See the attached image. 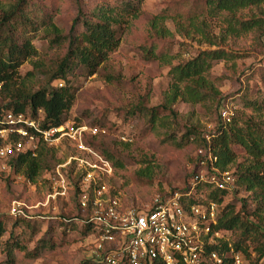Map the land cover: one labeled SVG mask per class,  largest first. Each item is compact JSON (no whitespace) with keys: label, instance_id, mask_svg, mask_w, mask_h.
<instances>
[{"label":"rangeland","instance_id":"1","mask_svg":"<svg viewBox=\"0 0 264 264\" xmlns=\"http://www.w3.org/2000/svg\"><path fill=\"white\" fill-rule=\"evenodd\" d=\"M80 1L84 10H89L96 4L115 0ZM32 3L39 10L50 12L64 34L69 32L77 12L74 0H32ZM158 12L204 13V0H143L140 14L118 34V48L96 73L85 75L77 67L69 76L75 99L63 121L100 128L94 137L88 135L86 142H93L98 149L109 152L123 163L122 168H115L110 180L112 191L126 206L139 208L145 207L155 194L164 195L186 185L198 159L203 156L199 153L203 145L201 138L214 132L220 118L223 120L221 108L226 109L230 117L244 119L255 114L249 103L264 99V32L252 30L221 42L220 47L233 57L227 62H215L210 70L220 91L217 99L195 105L178 100L171 110L161 109L159 104L169 83V65L148 60L144 57V50L155 47L157 52L173 55L171 64H175L209 46L175 32L170 37L156 36L150 31L149 22ZM252 12L260 13L254 9L244 16ZM204 19L218 33L221 23L213 18ZM166 25L174 30L171 19ZM32 43L38 51L33 59L40 60L44 68L53 67L67 48L66 41L59 46H50L39 36ZM30 68L31 64L26 61L19 71L24 74ZM42 78L43 74L38 73L34 82L39 84ZM151 112H154L153 116ZM233 147L237 161L242 160L243 149ZM56 149L58 164H64L71 153L70 147L63 141ZM56 166L45 170L36 183H30L14 172L8 162L0 160V220L5 226L0 237V264H82L85 259H90L92 244L87 239V228L80 222L82 211L78 206L77 192L73 194L75 186L70 187L66 198L57 196L42 205L48 193L53 191L52 181L47 179L45 172L49 171L53 176ZM230 168L231 172L235 165ZM139 170L147 175L138 174ZM62 172L70 184L74 183L76 179L68 166L62 168ZM246 195L247 192L239 190L226 196L223 203L232 202L238 208ZM14 199L31 206L27 210L32 218L25 219L29 221V228L20 221L22 218L10 214ZM252 206L253 203L247 200V208ZM33 229L37 233L28 240ZM17 234L22 238L23 249H16L13 258L9 259L5 242L10 235ZM235 237L234 232L231 235L224 233L218 243L225 240L230 244ZM39 238L50 247L32 258L28 252ZM250 256L254 257V253ZM244 264H250L249 259L246 258Z\"/></svg>","mask_w":264,"mask_h":264},{"label":"trees","instance_id":"2","mask_svg":"<svg viewBox=\"0 0 264 264\" xmlns=\"http://www.w3.org/2000/svg\"><path fill=\"white\" fill-rule=\"evenodd\" d=\"M74 1L76 16L69 32L64 34L55 24L53 15L39 10L32 0H0L1 108L27 109L33 117L39 116L43 126L63 123L64 116L75 99V89L69 82V76L77 67L85 75L96 73L118 48V34L128 27L131 20L138 17L143 3V0H115L113 3H99L84 10L80 0ZM263 6L264 0H204V13L154 14L149 27L156 36L170 37L175 32L209 46L199 50L193 57L175 64H171L173 55L157 52L155 47L144 50V57L148 60H159L169 65V83L159 107L171 110L178 100L195 105L217 99L220 91L210 70L215 62H227L233 57L220 44L227 37H239L252 30L263 33ZM254 9L260 11V15L252 12L244 16ZM205 17L221 23L218 33L214 32ZM168 19L172 20L173 31L166 25ZM36 36L46 39L50 46L67 42L66 51L55 61L53 67L44 68L40 60L33 59L38 55L32 43ZM26 61H29L31 68L21 74L19 68ZM38 73L43 74L39 84L34 82ZM217 105L218 102L216 107ZM249 105L255 112L254 116L244 119L231 116L228 121L220 118L221 122L214 132L201 138L203 145L199 153L203 156L198 159L186 185L178 190L187 193L193 185L194 189L188 195L190 200L216 202L220 211L215 229L223 230L229 235L233 232L236 234L230 244L222 240L218 245L206 246L207 251L220 253L222 261L219 264H232L231 248L240 251L245 259H249L250 264H264V99L252 101ZM153 115L154 112H151V116ZM88 144L110 160L114 172L115 168L123 167V163L114 159L109 152L98 149L93 142ZM235 145L244 151L240 161H237V153L233 147ZM56 153L55 147L40 143L33 153L20 152L10 156L7 162L14 172L20 173L28 182L36 183L45 170L59 163ZM209 153L216 158L214 165L220 170L230 171V167L235 165L231 172L235 175L236 187L232 191L220 190L207 181H191L200 169L209 168ZM138 174L147 175L141 170ZM239 190L247 192L248 196L241 199L238 208L232 202L223 203L226 196ZM76 192L75 189L73 194ZM247 200L253 203L252 208H247ZM20 218L29 228V221L25 220L28 218ZM4 232L5 226L0 220V237ZM36 233L33 229L28 240ZM49 247L43 238H39L28 253L35 258ZM16 249H23L19 234L10 235L5 242V252L9 259L13 258ZM252 252L254 257L251 258ZM82 264L93 262L85 259Z\"/></svg>","mask_w":264,"mask_h":264},{"label":"built area","instance_id":"3","mask_svg":"<svg viewBox=\"0 0 264 264\" xmlns=\"http://www.w3.org/2000/svg\"><path fill=\"white\" fill-rule=\"evenodd\" d=\"M61 85V83H58ZM40 110L38 111V114ZM223 121L229 112L221 108ZM100 128L82 123L66 122L57 126H43L40 118L29 110L0 107V160L20 152H34L40 143L61 146L65 141L71 149L64 164H58L54 175L46 171L53 191L45 202L57 196L66 198L70 187L77 190V201L87 228V239L92 244L90 260L93 264H219L218 251H207L206 246L219 244L223 230L215 229L220 206L213 201H193L178 190L155 194L145 207L126 206L112 191L114 175L110 160L89 145L85 137L100 132ZM125 140V137H122ZM209 168H202L191 181H207L220 190L236 187L235 175L214 165L216 158L208 154ZM204 161H201L203 163ZM76 180L70 184L62 168L67 167ZM26 202L12 200L10 214L32 218ZM232 264H244L240 251L230 249Z\"/></svg>","mask_w":264,"mask_h":264}]
</instances>
